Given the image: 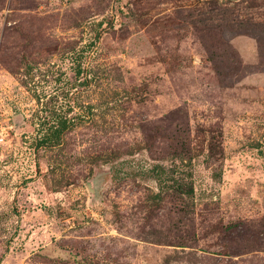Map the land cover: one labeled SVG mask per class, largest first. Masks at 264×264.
<instances>
[{"label": "rangeland", "instance_id": "374dc122", "mask_svg": "<svg viewBox=\"0 0 264 264\" xmlns=\"http://www.w3.org/2000/svg\"><path fill=\"white\" fill-rule=\"evenodd\" d=\"M0 264H264V0H0Z\"/></svg>", "mask_w": 264, "mask_h": 264}, {"label": "trees", "instance_id": "16d2710c", "mask_svg": "<svg viewBox=\"0 0 264 264\" xmlns=\"http://www.w3.org/2000/svg\"><path fill=\"white\" fill-rule=\"evenodd\" d=\"M42 122L40 125L42 126L43 130V136L41 138L42 142L47 143H55L62 135V132L66 130L68 123L71 122V120L64 118L60 119L56 122H50V120L47 117H43L41 120Z\"/></svg>", "mask_w": 264, "mask_h": 264}]
</instances>
